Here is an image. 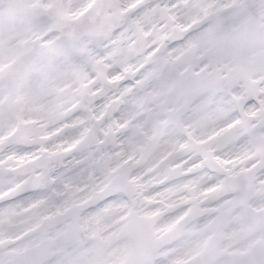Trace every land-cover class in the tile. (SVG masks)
<instances>
[{
    "label": "snow or ice",
    "instance_id": "1",
    "mask_svg": "<svg viewBox=\"0 0 264 264\" xmlns=\"http://www.w3.org/2000/svg\"><path fill=\"white\" fill-rule=\"evenodd\" d=\"M0 264H264V0H0Z\"/></svg>",
    "mask_w": 264,
    "mask_h": 264
}]
</instances>
